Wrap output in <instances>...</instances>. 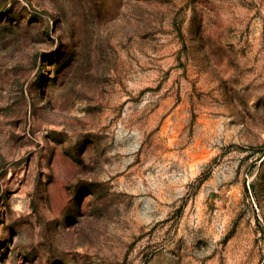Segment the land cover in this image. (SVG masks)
<instances>
[{"label":"rangeland","instance_id":"rangeland-1","mask_svg":"<svg viewBox=\"0 0 264 264\" xmlns=\"http://www.w3.org/2000/svg\"><path fill=\"white\" fill-rule=\"evenodd\" d=\"M0 264H264V0H0Z\"/></svg>","mask_w":264,"mask_h":264}]
</instances>
